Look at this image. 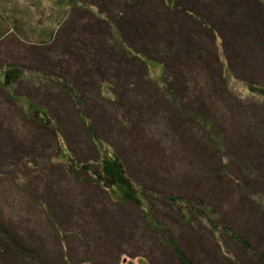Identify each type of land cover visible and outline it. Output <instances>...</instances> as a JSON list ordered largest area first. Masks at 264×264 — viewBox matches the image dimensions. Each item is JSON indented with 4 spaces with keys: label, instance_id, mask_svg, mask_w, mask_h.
Returning <instances> with one entry per match:
<instances>
[{
    "label": "rangeland",
    "instance_id": "obj_1",
    "mask_svg": "<svg viewBox=\"0 0 264 264\" xmlns=\"http://www.w3.org/2000/svg\"><path fill=\"white\" fill-rule=\"evenodd\" d=\"M166 2L0 0V178L14 186L0 187V264H180L173 242L193 264H260L264 242L255 241L254 229L241 236L249 251L226 225L240 231L256 221L252 197L264 198V93L246 86H264V6L259 0ZM122 20L138 32L132 43L105 29ZM119 42L129 43L136 58L120 65ZM223 60L231 73L225 78L233 80L227 89ZM13 65L23 76L2 86V72ZM186 69L206 81L190 89L194 95L181 88ZM120 72L134 73L125 75L123 87ZM36 110L46 112L47 122ZM81 113L144 192L141 199L152 206L148 218L137 205L108 195L89 206L80 189L46 190L43 170L58 172L55 159L66 154L98 171L99 150ZM12 144L21 153H7ZM68 175L71 182L83 176ZM42 183L39 198L54 205L50 213L62 228L30 194L29 187ZM57 190L69 191L68 199Z\"/></svg>",
    "mask_w": 264,
    "mask_h": 264
},
{
    "label": "crops",
    "instance_id": "obj_2",
    "mask_svg": "<svg viewBox=\"0 0 264 264\" xmlns=\"http://www.w3.org/2000/svg\"><path fill=\"white\" fill-rule=\"evenodd\" d=\"M81 8V7H80ZM116 19H118L117 17H115ZM123 21V23L121 24V23H119L118 25H117V23L115 22V24H116V26H109V25H107V24H105V29L106 30H110L109 29V27L111 28L112 27V29H114V31H116V32H122V34L120 33H118L117 34V37H118V39H120V41H121V37L123 36V33H124V35L125 36H123L124 38V41H126V43H127V41L129 42V43H132L135 39H134V37L133 36H135V35H137L138 34V32L136 31H134L133 30V28H131V27H129L127 24H130L127 20L125 21V20H122ZM117 29H116V28ZM53 33L54 32H52V36H53V38H54V35H53ZM98 33H100V29H98V28H96V30H94V32H93V35L94 34H98ZM122 35V36H121ZM95 37H96V35H95ZM55 39V38H54ZM122 39V40H123ZM125 39H127V40H125ZM51 41H53V39L51 40ZM128 43V44H129ZM127 44V45H128ZM123 45V43H121V42H119V44H118V50H120V48H121V46ZM124 45H125V43H124ZM123 45V46H124ZM48 46H50V45H48ZM126 46V45H125ZM35 54H37V56H38V58H37V61H39L40 60V55L41 54H39L38 52H36ZM220 54V53H219ZM119 57H118V63L120 64V65H122V63L123 62H127L126 60H128V57H130V58H132V56H134V55H126V56H123V57H125V58H122L121 56H120V54H117ZM36 56V55H35ZM184 56H186V57H188V54L187 55H184ZM135 57V56H134ZM218 57H220V55L218 56ZM221 58V57H220ZM227 63V62H226ZM121 67L122 66H119V69H121ZM222 68H223V71L221 72V77H222V82H223V84H224V87H225V89H227L228 88V81L230 82V83H233V80H230V78H229V80L227 79L226 80V78H225V75H229V74H231L230 73V71L228 70L230 67H228V63H227V66H225V61L223 60V66H222ZM187 70V69H186ZM186 73L184 74V75H182V77H183V79H179V81H180V83H181V88H186V89H189V94H191V95H194L195 94V92L194 91H192V90H190V89H193V88H195V87H199L200 85H203L205 82V80H203V79H201L200 77H199V75L198 74H192V71H190V69L189 70H187V71H185ZM3 73V72H2ZM125 75H130V76H132V77H134V73H132V72H130V73H126V72H124V73H122V72H120V73H117V75H116V78H120L121 80H122V87L124 86V81L126 80V79H129V77L127 76L126 78H125ZM231 76V75H230ZM220 77V76H219ZM2 80H3V78H2ZM196 80V81H195ZM221 80V79H220ZM127 82H129L128 80H126ZM195 81V82H194ZM225 81V82H224ZM198 87H197V89H198ZM220 87H221V84H220V82L218 81V86H217V88L218 89H220ZM123 90H124V88H123ZM125 91V90H124ZM126 92V94H127V90L125 91ZM119 93H121L120 91H117V97H119ZM124 93V92H123ZM108 94H110V92H108ZM188 94V95H189ZM121 96V95H120ZM86 125V124H85ZM3 150L5 149V147H1ZM7 149H8V151H7V153H9V154H11V153H14V154H17L18 152L19 153H21V151L23 150V148L21 147V146H16L15 144H12L11 146H8V147H6ZM261 154V161L264 159V149L262 150V152L260 153ZM256 161H260L259 159H257ZM55 164L56 163H60V164H58V168H59V170H58V172H57V169H50L49 170V172L50 173H45L46 172V170L44 171L43 170V172H42V176L45 178V182H44V185H45V187H46V190L47 189H54L55 187L54 186H57V188L56 189H63V186L64 185H66L67 187L65 188V189H68V188H71V189H76L78 192H76L78 195H81V201H82V203L83 204H86L87 202H88V204L87 205H91V204H98L99 203V200L101 199V198H104L105 197V195H108V193H106L105 191H104V189H102V188H100L98 185H96V184H94V183H92V182H87V183H85V174H84V172H73V173H69V174H73V175H79L80 173H82V177H81V179L80 178H78L76 181H69V175H68V172H67V169H66V167L63 165V162H61L60 161V159H55V162H54ZM253 165V167H254V170H256L255 168H259V166L258 165H255V162H253L252 163V161H249V165ZM251 165V166H252ZM1 166L2 165H0V168H1ZM50 167V166H49ZM51 167H53L52 165H51ZM8 168H10V166H8ZM7 168V169H8ZM56 168V167H55ZM38 170V168H36L35 167V165H33L32 167H31V172H33V171H35V174H36V171ZM31 172L29 173V174H31ZM52 172V173H51ZM1 173H3L2 171L0 172V174ZM55 173V176L53 177V175L52 174H54ZM2 175V174H1ZM0 175V176H1ZM13 182V181H12ZM26 182V186L28 185V179H26V178H23V182H20L22 185H24V183ZM18 184H19V182H18ZM44 185H43V183H42V185L40 184L39 186L38 185H33V186H31V187H29L30 188V194H32L33 193V195L37 198L36 200L39 202V200L38 199H40V201H42L41 203H40V205H41V207H42V209H43V211H40L41 213H43V212H45L46 214H48V212L50 213V212H54L53 210L54 209H50L51 208V206L53 207V208H55L54 207V205L50 202V201H48V198H45V197H43V198H39V197H42L43 195L41 194V193H39V188L40 189H44V192H45V188H44ZM9 187V188H11V187H14L13 185H12V183H11V181H9V179L8 178H4L3 176L0 178V187H1V190H4L6 187ZM59 187V188H58ZM247 188V187H246ZM8 190H6L5 192H6V194H8V192H7ZM56 192H60L59 190H57ZM69 192V191H68ZM68 192H66V193H64L63 194V191L62 192H60L61 193V195H66L65 196V198L66 199H68ZM18 193H19V190H18ZM14 194V193H13ZM13 194H11L10 196L11 197H13ZM72 194V193H71ZM37 195H41V196H37ZM263 196V195H262ZM262 196H260V195H255V197L253 196L252 198H253V201L254 202H256L258 205L256 206V208L255 209H257V211L259 212V215H258V218H256V221H252V222H249V223H247V222H245V224H242L241 226H240V231H238L237 230V228L236 227H234V229L232 228V227H229L228 225H226V227L228 228V229H231L232 231H234V230H236L237 231V233L239 234V235H241V236H245V234L246 233H248V229H254L253 231L254 232H252V233H255V236L256 235H258V239L256 240L255 239V241L257 242V241H259V242H264V221H263V217H262V214H264V209L263 208H260V204H261V202L263 201V197ZM108 197H109V199H110V201L112 202L113 200H111V198H110V196L108 195ZM45 198V199H44ZM86 198V199H85ZM263 198V199H262ZM32 199V198H31ZM12 200H14V199H12ZM12 200H5V199H2V202H6V201H11L12 202ZM80 201V202H81ZM80 202H79V204H80ZM114 202V201H113ZM13 203V202H12ZM108 203H109V201H108ZM115 203V202H114ZM78 204V205H79ZM38 207V206H37ZM45 207H47L48 208V211L46 210L47 208H45ZM10 208H13V210L14 209H16L15 208V205H13L12 204V207H10ZM39 209H40V207H38ZM1 210V209H0ZM242 212V211H241ZM236 213H238V212H236ZM262 213V214H261ZM51 214V213H50ZM52 215V214H51ZM0 218H2L1 217V215H0ZM52 218H54V216H52ZM54 220H55V223H56V225L55 226H57L58 225V228H62L61 227V225H60V222H58L57 220H56V218H54ZM261 226V229H255L256 227H258L259 225ZM56 229V228H55ZM235 231V232H236ZM2 232V231H1ZM3 233V232H2ZM1 252V251H0Z\"/></svg>",
    "mask_w": 264,
    "mask_h": 264
},
{
    "label": "trees",
    "instance_id": "obj_3",
    "mask_svg": "<svg viewBox=\"0 0 264 264\" xmlns=\"http://www.w3.org/2000/svg\"><path fill=\"white\" fill-rule=\"evenodd\" d=\"M166 1H167L166 2L167 4L170 2V0H166ZM259 1L264 6V0H259ZM170 7H173V6L171 5ZM121 48L123 52L125 53V55H134V53L132 52V50H130L131 48L128 45L127 47H125V45L124 46L122 45ZM204 53L201 52L199 56L204 55ZM134 56L136 58V55ZM3 73L5 74L6 79L4 81H1V82H4L2 86H8V85L10 86L11 84H14L16 81H18L19 76H23L24 72L23 71L21 72V69L19 66L13 65L10 68H8V70L4 71ZM201 79L205 80L204 78H201ZM217 86H218V82L216 83V87ZM246 86L249 89V91H252V90L254 92L258 91L259 94L264 93V86L262 85L259 86L254 83L253 84L250 83ZM68 90L70 92H73V88L71 86H68ZM78 104L80 103L78 102L77 105ZM36 113L37 114L40 113L42 117L43 115L46 114V112L43 110L42 111L36 110ZM81 118H83V121L86 124V128L90 134V138L93 139L97 147V150H99V156H98V161H100L99 168H98V171L91 172L90 165L77 162L76 160H74V158L71 155L66 154L65 157H60L59 159L61 162H63L64 166L65 165L67 166L66 168L67 172L68 173L87 172L88 174L90 173L91 174L90 181L98 185L100 188L104 189V191L108 193V195L110 196L111 200H113L115 203H130L133 205L135 204L141 208V210L143 211L142 213L144 215H146V213L147 215L151 213L152 206L148 202H144L141 199L142 198L141 196L143 195L144 192L140 190L138 186L135 185L134 181H131V177L129 176V171H127L124 161L120 159L116 150L112 147L111 144L109 145L107 142H104L103 139H101L100 136L97 135L96 128H94V125L90 117H88L87 113H81ZM176 200L177 199L171 198V202H176ZM39 202L41 203L42 201L39 200ZM46 210L48 211V208ZM182 214L184 217H186L185 213H182ZM214 214H216V211L214 212ZM47 215H48V218H51L53 223H55L54 218H52V215L49 212ZM56 228H58V225L56 226ZM228 232L229 233L231 232L230 234L233 237L234 241L239 242L245 250L251 251V245H250V242L247 241V239L246 240L243 239L241 235H239L235 231L234 232L228 231ZM171 244L174 245V247L172 248L173 254L177 256L178 260L180 261V264H193L189 256H187L184 253L181 246L179 247L175 242ZM262 253L257 254L259 258L258 259L259 261H257V263L264 264V254ZM15 260H17V263H19L18 262L19 259L16 258Z\"/></svg>",
    "mask_w": 264,
    "mask_h": 264
}]
</instances>
